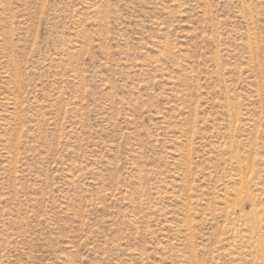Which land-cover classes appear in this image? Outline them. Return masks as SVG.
I'll use <instances>...</instances> for the list:
<instances>
[{
    "label": "rangeland",
    "instance_id": "374dc122",
    "mask_svg": "<svg viewBox=\"0 0 264 264\" xmlns=\"http://www.w3.org/2000/svg\"><path fill=\"white\" fill-rule=\"evenodd\" d=\"M0 264H264V0H0Z\"/></svg>",
    "mask_w": 264,
    "mask_h": 264
}]
</instances>
